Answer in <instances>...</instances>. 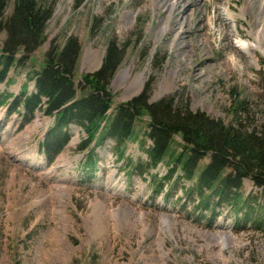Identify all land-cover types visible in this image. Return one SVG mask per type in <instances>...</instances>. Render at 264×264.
<instances>
[{"label": "rangeland", "instance_id": "rangeland-1", "mask_svg": "<svg viewBox=\"0 0 264 264\" xmlns=\"http://www.w3.org/2000/svg\"><path fill=\"white\" fill-rule=\"evenodd\" d=\"M47 1L53 13L46 40L25 68L0 83L1 98L23 85L33 91L25 72L42 67L52 40L72 36L81 46L76 82L100 67L110 40L125 50L109 84V114L149 84L151 103L172 95L230 124L244 101L245 124L264 122V0ZM239 41L252 45L248 53ZM20 116L0 106V264H264V230L237 225L226 207L210 216L199 211L197 199L182 194L189 183L176 175L164 182L166 165L133 168L142 167L151 146L143 135L146 116L136 121L137 141L122 156L112 140L95 147L98 168L91 175L82 170L87 151L77 150L78 128L71 127L69 142L48 163L38 146L51 119ZM242 193L261 200L249 180ZM92 223L100 227L95 234Z\"/></svg>", "mask_w": 264, "mask_h": 264}, {"label": "trees", "instance_id": "trees-1", "mask_svg": "<svg viewBox=\"0 0 264 264\" xmlns=\"http://www.w3.org/2000/svg\"><path fill=\"white\" fill-rule=\"evenodd\" d=\"M8 2L0 0V34L4 35L0 42V83H8L11 70L25 68L29 57L44 44L53 13L47 0H13L6 14ZM80 53L75 37L69 36L61 44L52 40L42 67L25 72L33 91L28 93L23 85L15 96L0 97V106L7 105L8 113L22 115L26 121L35 115L51 119L52 125L38 146L48 163L69 142L71 127H76L81 133L77 150L87 151L82 170L91 175L98 168L95 147L109 139L122 156L126 144L137 141L136 121L146 116L143 135L151 146L144 151L146 162L134 169L150 172L158 164L166 165L164 182L170 183L176 175L189 183L182 194L196 198L199 211L205 210L210 216L215 208L226 207L237 225L250 223L254 230H264V122L245 124L250 112L244 101L235 105L234 122L225 124L201 111H191L186 102L178 104L172 95L149 102L147 84L137 96L116 104L109 114L113 103L109 84L125 50L110 40L100 67L82 74L76 82ZM262 110L264 113V103ZM245 180L260 191L261 200L243 195ZM162 187L159 184L155 193Z\"/></svg>", "mask_w": 264, "mask_h": 264}, {"label": "bare ground", "instance_id": "bare-ground-1", "mask_svg": "<svg viewBox=\"0 0 264 264\" xmlns=\"http://www.w3.org/2000/svg\"><path fill=\"white\" fill-rule=\"evenodd\" d=\"M168 7V9L169 10H172L173 9V5L172 4H168L167 5ZM263 33H264V31H263ZM262 41L264 42V36H263V38H262ZM261 42V41H260ZM262 43V42H261ZM239 45L241 46V48L243 49V52L245 53H248L249 52V47H251L252 45H249V44H247V43H245V42H243V41H239ZM97 220V219H96ZM98 221V220H97ZM99 223V222H98ZM101 223V222H100ZM100 225V224H99ZM90 231H91V233L92 234H95L96 232H98L99 230H100V227H98V225L96 224V223H92V224H90ZM105 230V229H104ZM103 232V231H102ZM99 235H101L100 233H99Z\"/></svg>", "mask_w": 264, "mask_h": 264}]
</instances>
